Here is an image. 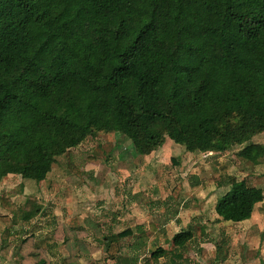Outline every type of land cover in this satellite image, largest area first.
<instances>
[{"label": "trees", "instance_id": "1", "mask_svg": "<svg viewBox=\"0 0 264 264\" xmlns=\"http://www.w3.org/2000/svg\"><path fill=\"white\" fill-rule=\"evenodd\" d=\"M96 133L124 136L135 156L167 139L190 153H222L263 134L264 0H0V183L9 175L46 180ZM238 156L259 165L264 145L248 144ZM231 185L215 207L222 221L251 219L259 204L264 218V190L246 180ZM1 202L13 225L31 226L43 213L36 200ZM88 236L67 224L42 241L32 234L20 264H53L58 241L66 264H95L82 262L100 251ZM118 238H104L112 257ZM140 239L137 249L151 254L128 264L169 255L155 225ZM193 239L183 231L173 245L182 251Z\"/></svg>", "mask_w": 264, "mask_h": 264}, {"label": "rangeland", "instance_id": "2", "mask_svg": "<svg viewBox=\"0 0 264 264\" xmlns=\"http://www.w3.org/2000/svg\"><path fill=\"white\" fill-rule=\"evenodd\" d=\"M252 143L264 145V133L222 153H190L167 139L151 155L135 156L124 136L96 133L73 148L70 158H59L44 182L33 176L8 177L2 182L7 184L6 189L0 187V264H20L18 250L23 239L34 234L42 241L61 224L86 228L87 241L100 249L82 259L83 263L128 264L136 257L143 263L151 252L146 246L137 249L140 234L155 225L165 236L156 244L169 253L159 264H225L227 232L232 229L226 223H234L217 219L215 207L234 180L264 188V159L254 165L238 156ZM197 183L203 188H195ZM3 196L18 206L36 200L43 213L31 226L13 225L12 214L2 206ZM47 214L52 216L50 228ZM87 219L100 227V235L87 225ZM5 230L11 232L8 240ZM187 230L194 239L178 251L173 237ZM113 235L119 237L115 257L104 241ZM219 245L223 246L220 253ZM68 256L61 241L49 249L53 264H66Z\"/></svg>", "mask_w": 264, "mask_h": 264}, {"label": "crops", "instance_id": "3", "mask_svg": "<svg viewBox=\"0 0 264 264\" xmlns=\"http://www.w3.org/2000/svg\"><path fill=\"white\" fill-rule=\"evenodd\" d=\"M14 176L16 175H9L8 177ZM2 182L0 187L6 189L5 185L7 182L3 184ZM251 186L264 190L263 186L257 184ZM258 207H260V204L256 207L251 219L233 222L234 224L226 223L232 229L227 232L229 243H226L225 254H227V258L225 259V264H264V219L259 216ZM216 218L221 219L217 214ZM247 247L249 248L247 249Z\"/></svg>", "mask_w": 264, "mask_h": 264}]
</instances>
